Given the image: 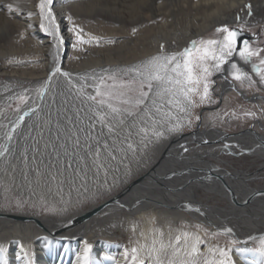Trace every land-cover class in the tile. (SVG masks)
Segmentation results:
<instances>
[{
	"label": "bare ground",
	"instance_id": "obj_1",
	"mask_svg": "<svg viewBox=\"0 0 264 264\" xmlns=\"http://www.w3.org/2000/svg\"><path fill=\"white\" fill-rule=\"evenodd\" d=\"M31 1L30 10H34L35 0ZM85 1L89 0H56V10L66 16L69 15L67 9L71 10L74 7L76 10L72 9L71 13L78 19V14L83 15L85 13L79 12L80 7H84L82 5ZM158 1L153 0L150 8L147 6V10L140 8L142 11L138 15L136 23L142 22L141 25L144 29L142 30V35H138L135 39V49L133 48L134 50L132 49L129 52L130 55L123 57L127 54L124 53L123 56L118 55L119 57L114 58L111 57L110 49L107 52L100 50L99 52L102 53L104 60L95 57V50H90L89 48L87 53H80L78 46L73 47L75 37L67 31V23L63 21L64 30L62 34L65 37V44L60 50L59 61H57L51 38L39 31L38 28L33 30L27 27L29 23L38 24V19L34 17L29 20L26 13L9 12L10 16L15 19V23L17 22L18 30L24 34L23 38H20L19 34L11 36L12 33L10 32L11 40L14 41L15 39L18 41L21 39V42L25 43V50H22V54L31 62V71H24L23 74L37 76L36 82L43 85L58 62L62 71L71 73L73 81L78 83L79 76L90 72L91 69L99 70L102 67L135 64L145 57L155 54L159 50V45L163 42L170 43L175 40L177 44H169L167 48L168 51H178L191 39L207 33L215 26L225 22H235L236 12L234 10L245 5L248 0H197L193 4V0H179L175 1V3L166 4V6L163 3L156 6ZM251 1L255 10L264 7V0ZM162 6L169 7L171 9L170 12L163 13ZM86 15L88 18H93L92 22H90L93 26L103 25V29L105 28L104 33H107L106 35L111 34V37L105 39L107 43L109 40L117 41V36L113 34L112 30L110 31L111 27L106 26L105 21L101 20V17L107 16L111 19L110 21L115 22V25H118L120 21H124L123 19H119L117 15L108 16L107 12L103 14L98 9H92V12H86ZM115 30L120 29L116 27ZM7 48L5 44L0 43V73H5V65L11 59L17 57L14 56L7 61L2 60L6 57L3 51ZM13 49L9 55L21 52L17 48ZM83 54L87 58L84 63L78 61ZM236 59L242 67H245L238 57ZM245 70H247L246 67ZM224 75H227V72L219 74L223 78ZM214 79L218 82L220 77L216 75ZM222 82L219 83V87L221 85L223 87L220 90V95L225 94L228 90L235 89L238 94L246 98V90L244 88H234L230 80L226 81L223 79ZM89 83H91L90 80ZM260 99L264 100L262 97ZM253 100L256 103L259 102L261 106L262 100H259V97L253 98ZM37 105H39V114H30L26 117L24 123L14 133L12 141L6 142L4 128L0 127V145L7 143L10 149L9 154L0 157V203L5 199L6 189L10 190L12 188L17 193L29 192L31 199L37 204H40L41 195L44 196V193H49V197L52 198V203L57 211L52 212L48 216H41L39 213L31 214L22 210L18 213H12L11 210L0 206V242L6 243L8 247L9 264H20L15 259L19 251L17 242L25 244L30 242L32 244L36 264H71V261H74L73 264H75V254L82 246V241L88 240V233L97 229L98 226L102 227L103 232L106 233L107 231V236H112L111 238L124 236L127 233L132 235L135 241L140 239L141 243L144 242L143 238L140 237L141 232L148 234L151 228L159 226L164 228L167 238V224L169 222L172 223L173 228L182 226V221H186L190 225L194 223V218L189 217L181 209L190 211L195 217H201L199 212L203 213L206 216L204 221L215 228L231 227L234 234L242 240H245L248 235L264 232V198L258 195L261 191H256L258 189L255 188V190L250 186V181L259 178L262 168H264V162L260 167L261 171H255L251 175L246 171L230 172L226 167H220L208 157V159L205 158L208 154L205 152H210V149H215L219 152L220 150H228L224 149L223 145L229 142V144L241 151L247 150L264 158V133L261 131L264 129V123L261 119L256 122V127L253 126L251 129L244 130L236 135H228L227 132L217 131L214 128L201 130L198 134L197 143L195 142L196 144L188 146L194 152V155L191 154L190 156L194 159L191 161L184 152V146L187 147L186 141H189L193 135L185 134L183 136L184 131L166 135L165 138H162L158 142L159 148L155 154L151 153L149 148H147L143 152H137V154H140L139 157L128 156L127 162L130 164H127V168L122 166L119 171H110L107 178L108 184L112 185V187L122 182H128V185L131 184L134 180L129 181V177L136 169L141 171V176H147L131 187L119 199L95 212L102 203L94 205L87 210H76L75 207L86 199L78 197L75 189L69 191L68 187L65 186L64 191L57 194L54 188L53 191L49 192L47 187L43 186L41 182L40 185L33 183L32 190H29L27 182L24 181L22 173L25 171L23 162L25 148L29 149L28 171L30 179L34 180L35 174L31 169L37 165L41 169L44 166L40 163L39 153H36L35 164L31 161L32 150L36 146V141H39V147L43 151L45 141L49 140L55 132L57 119L59 118L60 123L63 124L65 123L64 117L66 115H73L76 109L82 107L80 101L75 97L74 90H69L67 79L59 73L52 77L43 99L38 96L32 97L28 106L36 107ZM24 110H27V108ZM16 116L15 110L4 113L0 118V125L10 126L9 122L15 121ZM49 120L51 123H48ZM258 126L262 129L260 130ZM204 140L207 143L203 144ZM237 145L239 147H236ZM217 147L220 150H217ZM152 155L154 157L151 159ZM185 158L187 159L185 160ZM199 161L201 162L199 163ZM44 163H47V154H45ZM194 163L202 164L203 166L196 167ZM231 173L232 175H229ZM177 175H179V178ZM187 176L189 179L186 178ZM195 176L203 179H196ZM114 179L115 183L113 184ZM103 180L104 177L101 174V183H103ZM217 180L223 181L222 183H217ZM195 181H197V184L194 183ZM196 188H204L208 192L225 195L230 200L231 209L205 204L204 202H209V200L205 201L206 198L199 199ZM89 189L90 192L97 191V185L89 181ZM102 190L106 191L99 189L98 192ZM72 195H75L73 199L70 198ZM61 196L63 201L70 200V203H63ZM93 197L95 196H90L89 198ZM45 199L48 200V197L45 196ZM245 201L248 202L245 203ZM196 203L198 204L196 205ZM189 204L191 207H188ZM62 208H66V211H59ZM197 209L200 211H197ZM203 209H211L212 213L207 214ZM90 210L92 211L90 216L82 217ZM123 211L127 212L129 216H123ZM12 215L18 216L17 219H14ZM23 217H32L34 219L25 220ZM153 218L155 219V224H153ZM69 219L72 221L71 224L68 223ZM134 224L136 225L135 231H133ZM49 233L58 240L61 237H66L67 239L61 240L60 243L53 242L51 245L53 246L54 244L55 251H52L50 245L45 246V241L43 240V237ZM106 234L104 235L106 236ZM49 239H51V236ZM105 239H97L93 248V256L98 264H114V261L105 259L106 254L120 259V253L123 248L128 246L124 243L107 242ZM62 245H66V247ZM234 255L237 264H246V261L239 254L234 253ZM251 258V254H247V259L250 260Z\"/></svg>",
	"mask_w": 264,
	"mask_h": 264
},
{
	"label": "snow or ice",
	"instance_id": "obj_2",
	"mask_svg": "<svg viewBox=\"0 0 264 264\" xmlns=\"http://www.w3.org/2000/svg\"><path fill=\"white\" fill-rule=\"evenodd\" d=\"M3 8L12 13L23 11L20 0H10L0 6V10ZM33 9L27 11L26 15L29 20L37 18L38 24L29 23L27 27L33 30L38 28L51 38L57 61L65 44L63 21L67 23V31L75 37L73 47L93 42L99 44L101 38L85 33L72 15L65 16L57 12L56 0H35ZM245 14L249 18L253 16L251 3L243 5L236 12L233 24H219L215 28V38L191 39L178 51H168L165 44L161 43L155 54L135 64L91 69L79 76L78 83L73 81L71 73L62 71L57 62L47 81L36 89V95L43 99L52 77L59 73L67 79L69 90H74L82 107L76 109L73 115H66L63 124L57 119L55 132L45 141L43 151L39 147V141H36L31 161L35 164L36 153H39L40 163L44 166L41 169L37 165L31 169L35 174L34 180L30 179L29 155L25 148V171L22 176L29 190H32L33 183L40 185L42 182L49 192L54 188L59 194L67 186L69 191L75 189L78 197L84 199L97 195L99 189L110 192L112 185L108 184L109 173L119 171L118 165L128 158L129 153L135 157L138 151L143 152L149 144L160 141L166 135L183 132L201 119L195 109L215 103V74L227 72L224 79L230 80L234 88L246 86L260 91L264 87V48L254 47L249 39L244 38ZM136 31V28L132 29L133 34ZM19 35L23 38L24 34ZM252 35L256 36V33ZM236 57L248 70L241 66ZM28 93L29 89H23L14 97H9L16 101L17 116L15 121L9 122L10 126L0 125L4 128L6 142L13 140L14 133L26 117L39 114V105L28 106L31 99ZM261 112L264 113V109ZM223 115L239 119L255 117L256 112L242 110L239 114L232 111ZM232 147L227 143L223 145L224 149ZM184 151H188L186 146ZM9 153L7 143L0 145V157ZM45 154L47 163H44ZM101 174L104 177L103 183L100 181ZM89 181L97 185V191L90 192ZM258 195L264 198V192ZM61 200L65 204L70 203V200L63 201L62 196ZM39 203L43 212L57 211L43 195L40 196ZM5 206H8L7 200ZM27 206L28 202L19 197L12 205L16 209ZM30 206L35 208L36 204L32 203ZM59 211H66V208ZM68 223H72L71 219ZM135 227L134 224L133 231ZM220 235L234 237V231L231 227L210 231L201 224H185L173 228L169 222L167 238L163 227L154 226L150 233H140L143 243L137 239L135 246L124 247L120 259L107 254L105 259L114 261V264H237L234 258V253H237L246 264H264V234L248 235L243 241L231 238L224 246L217 240ZM63 239L67 238L61 237L58 240L51 233L43 237L45 246L53 242L60 243ZM249 241L258 243L251 247L240 246L247 245ZM17 243L19 251L15 259L20 264H36L32 244ZM8 251L6 243L0 242V264H9ZM247 254L252 256L250 260L247 259ZM75 255V264H98L93 256V244L86 239Z\"/></svg>",
	"mask_w": 264,
	"mask_h": 264
},
{
	"label": "rangeland",
	"instance_id": "obj_3",
	"mask_svg": "<svg viewBox=\"0 0 264 264\" xmlns=\"http://www.w3.org/2000/svg\"><path fill=\"white\" fill-rule=\"evenodd\" d=\"M152 1L153 0H94V1L89 0V1L83 2L82 6H84V7H80L81 9L79 10V12L82 11L81 13H84V12L85 13L83 15L78 14L79 15L78 19H76L75 15H73V13H71L72 9L74 11L76 9H74V7L71 8V10L68 8L67 9L68 14L73 16L75 22L77 24H79L84 29L85 33H90L94 36L101 38L99 44L93 42L92 44L79 45L78 46L79 52L80 53H84V52L87 53L89 48H90V50H95L94 51L95 52L94 54L96 55L95 57H97L101 60H104V57H103L102 53L99 52L100 50H102V51L105 50L107 52V50L110 49L111 50V57H114V58L119 57L118 55L123 56L124 53H127V54H125L123 57H125L126 55L129 56L130 55L129 52L135 46L134 45L135 39L138 37V35H140V34L142 35V33H143L142 30L144 29V28H142V25H141L142 22L138 23V24L136 23L138 15L141 13L142 10H147L148 9L147 6H149V8H150ZM175 1H179V0H159L157 2L156 6L161 5V3H163L164 6H166V4L175 3ZM196 1L197 0H193L192 4H193V2H196ZM8 2H10V0H0V6H3L5 4H7ZM20 2H21L22 9H23L22 13L27 14V11H29L31 8L32 1L31 0H20ZM248 3H251L253 6V16L250 18L249 17L246 18L245 29L250 28L251 31H254L256 33V36H255L256 41L255 42L260 43L261 47H263L264 46V7L255 10L253 2L251 0H248L246 2V4H248ZM65 4H67V3H65ZM241 7H243V6H241ZM140 8H142V10H140ZM92 9H94V10L98 9V11L100 10V12H102L103 14H106V12H107L108 16L117 15L119 17V19L124 20V21H120L118 25H115V22L110 21L111 19L108 18L107 16L101 17L102 18L101 20L105 21L106 26L111 27L110 31L112 30L113 34H115V36H117L116 37L117 41L114 40L113 43H109V42L107 43L105 41V39H107L108 37H111L110 36L111 34L106 35L107 33H104L105 28L103 29V25L102 26H100V25L93 26V24L90 23V22H92L93 18H88V16H87L88 14L86 15V12L87 13L92 12ZM239 9L234 10V12L239 11ZM170 10L171 9L169 7H163L162 8L163 13L167 12V11L170 12ZM162 15H164V14H162ZM132 20H134V22H132ZM227 23L233 24L234 22H227ZM152 25H154V24L152 23ZM217 26H215L213 29H211L210 31H208L207 33H205L199 37H203L205 39L215 38V36H216L215 28ZM16 27H17V29H16ZM116 27H119L120 30H115ZM18 28L19 27L17 26V22L15 23V19H13L10 16L9 11L6 8H3L2 10H0V36L2 35L0 37V43H3L6 45V47H8L7 48L8 50L5 49L3 51V53L6 54L5 55L6 57H4V59H2V60L7 61V60L13 58L14 56H17L15 59H11V61L7 65L4 64L6 66V68H5L6 72L0 73V118L2 117V115L4 113L15 110L16 101L14 99L9 100V97H12V96L20 93L21 91H23V89H29L28 94L32 99V97L34 98L35 96H37L36 95V89H38L41 86L40 83L36 82L37 76H30V75L23 74L24 71L30 72L32 68H31V62L29 60H27V58H25L22 54V52L25 50V43L21 42L22 41L21 39H19L18 41L15 39H14V41L11 40V36H16V35L21 33V31H19ZM133 28L137 29L135 34L132 33ZM10 32L12 33V35L10 34ZM85 38H87V37H85ZM196 38H198V37H196ZM7 42H8V44H7ZM163 44H165L166 50H168L167 47L169 44L175 45V44H177V42L175 40H172L170 43L163 42ZM186 45H184L183 47H185ZM81 47H83V48H81ZM84 47H86V48H84ZM13 48H17V50H21V52L15 54V55H9V54H11L12 50H14ZM86 59L87 58L83 54L78 59V61L84 63L85 61H87ZM125 60H123V61H125ZM216 75H218V77H220V79H218V82H216L215 89L213 92V99H214L215 103L204 105V106H201V107H198L197 109H195V113L198 114L201 117V119L199 121H195L193 127L184 129L183 136L185 134L190 135V136L193 135V137L191 139L187 138V139H190L189 141H186V144H188L187 145L188 151L187 152L184 151L187 154V156L189 157L190 161L194 160L193 157H190L191 154L194 155V152L192 149H189L188 146L189 145L191 146V144L197 143L196 141H198V136H199L198 134L201 132V130H205L207 128H209V129L214 128L217 131L227 132L228 135H236L238 133H242L244 130L251 129L253 126L256 127V122L260 119L264 123V113L261 112V109H264V100L259 98V100H262L261 106H260V104H258L259 102L256 103V101L253 100V97L255 95L254 93H256V92L252 93V91H256L255 88L248 89L246 86L244 87V89L246 90L245 93L248 94L250 99L247 97L243 98V96L238 94L235 89H231L230 91L228 90L225 94L220 95V90L223 89V87H222V85L219 87V83L220 82L223 83L222 81L224 78L219 76V74H215L213 79L215 78ZM89 90L91 91V89H89ZM260 90H261L260 92L264 93L263 92L264 87H261ZM242 110L254 111V112H256V116L255 117H248V118L241 117L239 119H236V118H233L231 116H224L223 115L225 112L231 113L232 111H236L239 114ZM213 117H215V120L213 119ZM261 129L262 128H260V130ZM261 131L264 133V129H262ZM194 135H197V136H194ZM158 142L157 143L155 142V143L148 145L147 148H149L151 153L155 154L157 152V149L159 148ZM203 144H205V143L203 142ZM196 148H197V146H196ZM232 148H234V149H231V150L228 149V150H222L221 151L217 147V150H220V152L216 151L215 149L214 150L210 149V152H205V153H208L205 156V158L211 159L212 162L219 165L220 167H223V168L226 167L228 170H230V172H238V170H239V171H246L248 174L253 175V172L258 171V170L261 171L260 167L262 166V164L264 162L263 157H260L257 154L250 152V151H247V150L241 151L240 149L235 148L234 146ZM27 150H29V149H27ZM209 153H211V154H209ZM128 156L133 157L131 155V153H129ZM136 156L139 157L140 154L138 153V154H136ZM153 157H154V155L151 156V159ZM186 159L187 158H185V160ZM200 162L201 161H199V163ZM186 163H188V162H186ZM127 164H130V163H128L127 159H126L123 161L122 164L118 165V167L121 169L122 166H125ZM194 164L196 165V167L203 166L202 164H198V163H194ZM141 174H142L141 171L139 169H136L135 172L130 175L129 181L135 180L138 176H141ZM229 175H232V173ZM177 177L179 178V175H177ZM186 178L189 179L188 176ZM195 178L196 179H203L202 177L199 178V176H195ZM171 179L173 180V178H171ZM197 181H195L194 183L197 184ZM222 181L217 180V183H222ZM127 185H128V182L127 183L122 182V183L118 184L117 186L112 187L110 192L102 190V191L98 192V194L95 195V197L86 199L82 203L78 204L75 208H76V210H79V211L80 210H87L94 205L103 203L106 200H108L111 197L118 194ZM250 186L254 189L255 188L258 189V190L255 189L256 191L264 190V168H262V171H261L259 178L253 179L252 181H250ZM196 191H197V196L199 197V199H205L206 198L205 201L209 200V202H204L205 204H207L209 206L214 205V206H219L222 208L231 209L230 200L225 195H223L221 193L208 192L204 188H196ZM7 192L5 193L6 194L5 199L0 203V206L4 209L7 208V209L11 210L12 213L13 212L18 213L21 210L23 212H30L31 214L39 213L41 216H48L52 213V212L51 213L43 212L41 210L40 204L35 203L31 199V197H30L31 194L29 192L17 193L12 188L10 190H8ZM45 196L48 197L47 201L52 206H54L52 203V198L49 197V193L48 194L44 193V198H45ZM17 197L28 202L29 206L21 208V209H16V208L12 207V205H14L15 199ZM74 197H75V195L70 196V198H72V199ZM6 200L8 202V206H5ZM32 203L36 204L35 208L30 206ZM197 204L198 203H196V205ZM181 210L186 212L189 217L194 218L193 225L201 224V225L207 227L210 231H216L218 229H222L219 227L215 228L213 225H210L206 221H204L206 216L201 212H199L201 214V217H197V216L195 217V215L192 214L190 211L188 212L186 209H181ZM203 211L207 214L212 213L211 209H203ZM122 215L125 217L129 216V214L127 212H124V211L122 212ZM26 222H28V221H26ZM182 223H183V225H185V224L190 225L186 221H182ZM40 227L43 228L42 226H40ZM106 233H107V231H106ZM106 233L103 232L102 227H100V226H98L97 229L91 230L88 233L87 238H88V241L93 244V248L95 246V242L97 241V239L99 240V239H105V238H106L105 241H107V242L124 243L128 247L135 246V243H134L135 239L132 235H129L126 233V235H124V236H116L114 238H111L112 236H107L108 234H106ZM104 234H106V236ZM127 235H129V236H127ZM231 238H238L239 239V237L234 234V237H229L226 235H220L217 238V240L221 246H224L226 244V242ZM256 243H258V242L249 241L247 246L251 247V246H254V244H256ZM242 245L244 246V244H241L240 246H242ZM51 246L52 245H50V249L53 251L55 246H54V244H53L52 248H51ZM234 258H235V255H234ZM73 263H74V261H71V264H73Z\"/></svg>",
	"mask_w": 264,
	"mask_h": 264
},
{
	"label": "water",
	"instance_id": "obj_4",
	"mask_svg": "<svg viewBox=\"0 0 264 264\" xmlns=\"http://www.w3.org/2000/svg\"><path fill=\"white\" fill-rule=\"evenodd\" d=\"M147 175H143V176H140L139 178H137V179H135L131 184H129L126 188H124L123 190H121L118 194H116L115 196H113V197H111L110 199H108V200H106L105 202H103L102 204H100L99 206H98V209H96L95 210V212H98V211H100L101 209H103L104 207H106V206H108L109 204H111L112 202H114V201H116L117 199H119L123 194H125L127 191H129L130 190V188L131 187H133V186H135L136 184H138L144 177H146ZM261 192H264V190H262ZM91 210L90 211H88L87 213H86V215H82V217H86V216H90V214H91ZM13 216V218L15 219H17V217L18 216H16V215H12ZM23 219H25V220H30V219H34V218H32V217H23ZM261 234H264V232H262V233H256V234H253V235H256V236H259V235H261ZM240 239V238H239ZM241 241H243L242 239H240Z\"/></svg>",
	"mask_w": 264,
	"mask_h": 264
},
{
	"label": "flooded vegetation",
	"instance_id": "obj_5",
	"mask_svg": "<svg viewBox=\"0 0 264 264\" xmlns=\"http://www.w3.org/2000/svg\"><path fill=\"white\" fill-rule=\"evenodd\" d=\"M252 33H255V32H254V31H251L250 28L245 29V31H244V38L249 39L250 42H251V44H252L254 47H256V46L261 47V44H260V43L255 42V41H256V37L253 36ZM258 40H259V39H258ZM262 48H264V46H263ZM246 68H247V70H248V67H246ZM260 91H261V90H260ZM260 91H252V93L256 92V93H254L255 95H254L253 98H256V97H259V98L262 97V98H264V93H262V92H260ZM235 92H236V91H235ZM263 92H264V91H263ZM246 97H247V98H250V97L248 96V94H246ZM259 104H260V103H259Z\"/></svg>",
	"mask_w": 264,
	"mask_h": 264
}]
</instances>
